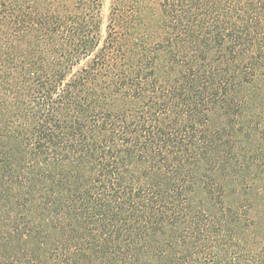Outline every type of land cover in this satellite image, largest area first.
Listing matches in <instances>:
<instances>
[{
	"label": "trees",
	"instance_id": "1",
	"mask_svg": "<svg viewBox=\"0 0 264 264\" xmlns=\"http://www.w3.org/2000/svg\"><path fill=\"white\" fill-rule=\"evenodd\" d=\"M96 2L0 0V264H264V0Z\"/></svg>",
	"mask_w": 264,
	"mask_h": 264
},
{
	"label": "rangeland",
	"instance_id": "2",
	"mask_svg": "<svg viewBox=\"0 0 264 264\" xmlns=\"http://www.w3.org/2000/svg\"><path fill=\"white\" fill-rule=\"evenodd\" d=\"M121 1L123 0H97V2L91 6V15L94 17V23H90L91 26L94 25L93 29L97 27V33H99V47L103 46V42L107 40H111L112 35V28L109 27L110 23H134L136 21L133 20L131 17L133 13H136V10L133 9V13L129 12L127 13L125 9L121 8ZM123 5V4H122ZM120 7V8H119ZM144 8V7H143ZM150 9V10H149ZM149 9H141L140 7V16L143 18L144 23H155V13L158 12V9L155 7V5H151ZM117 10V11H116ZM116 11V12H115ZM113 12H115V15H113ZM139 14V13H138ZM113 19H116L117 22H114ZM123 20V21H122ZM155 20V21H154ZM27 24V23H24ZM53 24L60 29H63L66 24L68 23H50ZM125 25V24H124ZM35 27H39L42 31V29L45 27L43 23H34ZM49 30V26H48ZM47 30V31H48ZM126 30L124 29V32ZM53 41L56 42L55 47H52ZM66 40L62 39V36L57 34L56 36H48L46 37L41 43L38 41H33V43L38 42L40 44V50H49L51 49H57L56 54L58 55L60 53L59 48H57V45L64 44ZM46 44V45H45ZM52 47V48H51ZM81 66V64L79 65ZM74 71V68L72 69Z\"/></svg>",
	"mask_w": 264,
	"mask_h": 264
}]
</instances>
